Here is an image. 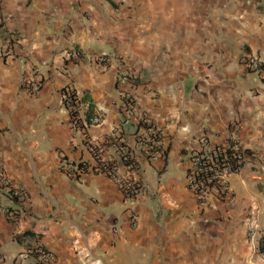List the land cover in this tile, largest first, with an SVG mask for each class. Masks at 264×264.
I'll use <instances>...</instances> for the list:
<instances>
[{
    "label": "crops",
    "instance_id": "1",
    "mask_svg": "<svg viewBox=\"0 0 264 264\" xmlns=\"http://www.w3.org/2000/svg\"><path fill=\"white\" fill-rule=\"evenodd\" d=\"M0 16V46L18 40L0 57V176L27 196L17 203L0 186L1 255L39 244L54 264H264V76L240 64L246 53L264 60V0H0ZM36 67L31 94L23 81ZM126 70L133 87L118 78ZM67 86L80 117L99 124L72 129ZM124 93L135 107L127 122ZM142 114L162 133L155 162L136 144ZM233 123L246 163L227 177V199L202 211L185 159L204 139L229 144ZM89 142L125 175L123 144L146 191L130 200L102 173L63 172V162L93 164Z\"/></svg>",
    "mask_w": 264,
    "mask_h": 264
},
{
    "label": "built area",
    "instance_id": "2",
    "mask_svg": "<svg viewBox=\"0 0 264 264\" xmlns=\"http://www.w3.org/2000/svg\"><path fill=\"white\" fill-rule=\"evenodd\" d=\"M1 17L2 16H0V24L3 22ZM4 19H6V17ZM6 37L8 41L7 45L0 46V57L2 58L12 55L13 47L11 45L18 41L13 35L7 34ZM67 57L68 60H73L79 59L80 55L75 51H68ZM95 59L99 64L106 65L112 60L122 62L123 57L97 55L95 56ZM240 64L247 72L256 75L258 78H262L264 76V60L261 57L246 53L241 57ZM39 75V69L36 67L33 69L32 78L27 80L24 79L23 81V84L27 87L28 92L31 94H37L41 89V80L36 79ZM118 78L121 83H125L130 86L132 85V87L137 80V76L132 72V70H126L118 73ZM66 98L67 96L62 94V105L68 111V105L65 104ZM121 99L122 108L127 118L125 122H127L135 114L134 101L132 97L126 93L122 94ZM83 120L84 126L97 125L101 121L100 117L97 115L92 116L88 122L85 118ZM138 122L141 128L136 138V144L141 155L150 162L163 159L165 156V149L162 143L161 131L155 126L152 119L145 114L139 116ZM70 126L72 129H76L75 122H70ZM239 127L240 126L237 123H233L230 126L229 144L224 146H210L208 141L204 139V142L197 148L191 150L185 159V164L187 166L186 184L202 211L211 207L212 199L219 201H225L227 199L229 192L227 177L230 174L239 172L232 171L230 169V162L224 155V149L231 150L232 157L236 163L243 165L246 163V153L239 145L237 139ZM119 143H121V141ZM88 151L93 158V164L88 163V172L97 174L102 173L109 177L121 190L126 199L128 198L131 200L146 191L145 184L139 178L133 177L130 174L132 170L136 169V167L138 168V160L135 155H132L128 149L123 147V144H120L117 155L128 171L125 175L118 172V168L112 160L103 158L102 154L104 148L99 145V143L89 142ZM61 170L72 178H76L78 174H85L81 171L78 172L76 164H72V162H63ZM0 186L5 189L8 196L10 194L23 202L27 199L26 194L20 189L13 188L10 180L6 177L0 176ZM31 259H33L34 264H54L56 256L52 251L39 244L25 247L23 250L16 253L10 261L0 254V264H24L26 261Z\"/></svg>",
    "mask_w": 264,
    "mask_h": 264
},
{
    "label": "trees",
    "instance_id": "3",
    "mask_svg": "<svg viewBox=\"0 0 264 264\" xmlns=\"http://www.w3.org/2000/svg\"><path fill=\"white\" fill-rule=\"evenodd\" d=\"M62 94H65L67 96L66 100H65V104H67V108H68V114H69V118H70V122L72 123H76V129H83L84 125H83V119L80 117L79 113H80V109H81V103H82V99L79 98L75 92V90L73 88L70 87H65L62 90ZM94 116V114L92 113H87V115L85 116V120L88 122L89 119ZM223 151V150H222ZM224 155L227 157V159L230 162V169L232 171H239L243 164H238L235 162V160L232 157V152L229 149H224ZM72 164H76L74 162H72ZM77 168H78V172L81 171L82 173H86L88 172V163H84V162H79L76 164ZM107 168V167H106ZM105 168V169H106ZM81 175H77L76 178H79ZM9 197L19 203L21 202L18 198L12 196L9 194ZM259 253L260 255L264 256V235L261 237L260 239V243H259Z\"/></svg>",
    "mask_w": 264,
    "mask_h": 264
}]
</instances>
